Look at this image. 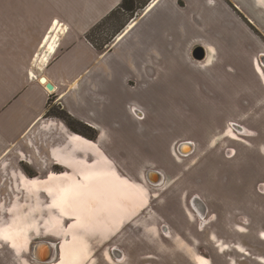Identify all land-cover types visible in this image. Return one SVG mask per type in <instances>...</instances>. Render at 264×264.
Segmentation results:
<instances>
[{
    "label": "crops",
    "instance_id": "0c3cea01",
    "mask_svg": "<svg viewBox=\"0 0 264 264\" xmlns=\"http://www.w3.org/2000/svg\"><path fill=\"white\" fill-rule=\"evenodd\" d=\"M121 2L0 0V264L43 257L28 249L25 231H5L29 223L42 229L58 212L49 195L67 190L78 179L76 172L90 175L92 166L85 163L121 165L125 178L142 184L114 177L120 192L102 195L107 209L95 226L89 216L84 221L88 229L103 227L102 239L145 205L150 171V178L160 181L154 186L162 188L197 154L202 158L196 187L210 193L211 203L198 195L203 201H195L194 209L205 214L209 205L217 208L220 193L264 196V0H150L109 49L99 51L87 35ZM196 48L205 51L204 60L192 57ZM53 106L92 129L95 139L47 116ZM179 117H197L196 131L182 132L175 122ZM230 123L238 125L229 133ZM240 130L245 139L232 140ZM243 206L258 214L246 221L247 228L234 226L238 230L225 251L208 258L190 253L183 260L262 264L257 259L264 257V201ZM164 233L172 236L169 229ZM37 242L54 245L59 257L63 243ZM75 243L60 247L58 264L80 260ZM141 243L151 242L130 238L113 255L128 264L132 245ZM232 254L253 262H236Z\"/></svg>",
    "mask_w": 264,
    "mask_h": 264
},
{
    "label": "rangeland",
    "instance_id": "374dc122",
    "mask_svg": "<svg viewBox=\"0 0 264 264\" xmlns=\"http://www.w3.org/2000/svg\"><path fill=\"white\" fill-rule=\"evenodd\" d=\"M112 25H114L113 22L95 30L92 34L93 40L100 44L103 39L109 38L113 31ZM133 111L134 109H132ZM160 118V121L163 122V117ZM175 122L179 124V128H182V132L188 134L196 131L195 125L200 123L197 117H187L186 120H181L179 117ZM236 125L238 124H229V133L234 131L233 128ZM244 135L236 132L232 140L243 141L245 139ZM259 138L260 136L257 137V139ZM211 149L212 147L209 150ZM201 158V154L195 155L184 170L182 168L173 180H166L167 183L162 188L150 184L145 185V188L143 187L145 192H142L145 205L133 218L126 217L122 226L107 229V238L102 239L98 236L99 234L100 236L105 234L103 227L98 226V224L96 227H92L99 222L97 216L107 209L106 204L102 201V195L111 198L115 193L120 192L121 184L119 181H115L114 177L129 180L131 184H142L135 179L125 178L121 165H108L103 161H98L95 164L85 163L92 166L90 175L86 173L81 176L76 172L78 179L74 180L67 190H58L54 195H49L51 199L56 198L53 201V208L57 209L58 212L54 213L49 221L47 219L42 223L40 226L43 227L42 229L35 223H29L24 227L16 225V227L7 229L5 232L11 230L12 234L18 233L19 235L21 231H25L24 234L27 240L34 243L37 241H50L54 244L59 243V245L60 242L63 243L59 246V257L55 247L57 259L52 258L48 264H58L61 260L60 247L64 244L67 245V242L72 243V240L76 241V250L80 253V260L71 261V264H86L90 260L91 264H115L117 262L121 264L120 259H116L113 253L118 251L130 238L136 239L137 242L150 241L151 243L132 245L133 250L130 254L132 263L128 260V264H191L192 261L188 259L184 261L183 259L190 253L196 254L197 252L208 258L212 253L225 251L226 246L230 244L228 242L234 240V230H238L237 227H234L235 225H242L247 228L246 221L252 220L254 222V215L258 213L246 212L243 204L246 201L255 199L264 201V196L250 197L244 195V197L220 193L216 195V200H219L217 208L214 209L209 205L207 213L203 214L202 211H197L194 209L193 203L203 201L198 195L207 198L208 203H211L210 193L207 190L205 192L198 191L196 187V163ZM64 181L62 179L61 183H64ZM106 214L111 222H114L111 217V210H107ZM46 215L48 214L45 213ZM262 215L264 217V213ZM86 216H89L90 221H92V226L90 225L89 229L84 225ZM59 223L63 227L59 228ZM165 228L172 232L171 237H167V234L164 233ZM72 229L75 231L74 236L70 234ZM240 230L244 232L243 229ZM90 236L91 238H86ZM160 236H163L161 239L164 240V243ZM212 236H215V239L213 237L214 240H210ZM235 237L237 238L238 235L236 234ZM196 238L199 240L198 243ZM222 240L225 243L221 242ZM237 242L242 243L240 240H237ZM83 246L86 247V251L83 250ZM11 247L13 248V245ZM84 252L86 260L83 256ZM239 252L247 255L241 249ZM108 254L111 255L112 260L109 258L110 256H107ZM23 256L25 257V255ZM231 256L234 257L236 262H253L248 259L243 260L240 255L235 256L232 254ZM203 257L195 259L196 264H208L207 259ZM28 259L30 264H36L35 261L30 259L29 255ZM257 260L259 263L264 264V257ZM1 262V264H19L16 259L12 258ZM87 264H90V262Z\"/></svg>",
    "mask_w": 264,
    "mask_h": 264
},
{
    "label": "trees",
    "instance_id": "16d2710c",
    "mask_svg": "<svg viewBox=\"0 0 264 264\" xmlns=\"http://www.w3.org/2000/svg\"><path fill=\"white\" fill-rule=\"evenodd\" d=\"M150 0H122L121 4L112 10L105 18H103L99 23H97L88 33L87 39L93 43V45L99 51H106L111 46L113 39L121 33L125 26L134 18L138 11H142L148 4ZM113 22L114 25L112 34L107 39H103L102 43L95 42L92 38V34L95 30L102 28L105 25ZM51 110L47 113V116H52L63 120L68 127L83 136L87 139L93 140L95 139V132L87 127L86 125L76 121L72 117H70L65 111L53 106L50 108Z\"/></svg>",
    "mask_w": 264,
    "mask_h": 264
},
{
    "label": "water",
    "instance_id": "95a60500",
    "mask_svg": "<svg viewBox=\"0 0 264 264\" xmlns=\"http://www.w3.org/2000/svg\"><path fill=\"white\" fill-rule=\"evenodd\" d=\"M192 57L197 60V61H202L205 59V51L202 49V48H196L193 53H192ZM40 82L41 83H45V87L46 89L49 91V92H52L53 91V86L50 84V83H46V80L44 79V77H41L40 78ZM183 145V144H182ZM181 146V145H179ZM181 148V147H180ZM180 151V149H179ZM181 153V151H180ZM184 154V153H183ZM151 174H154L153 172H149L148 175H147V180L150 184L152 185H158L159 184V180H154V179H151L150 178V175ZM156 174V173H155ZM37 246H45L47 248V258L45 260H42V259H36L32 256V258L34 259V261L38 262V263H41V264H47V263H50L51 262V258L54 257V245L50 244V243H46V242H37V243H33L30 248H31V252L32 250L37 247Z\"/></svg>",
    "mask_w": 264,
    "mask_h": 264
},
{
    "label": "flooded vegetation",
    "instance_id": "af4514ba",
    "mask_svg": "<svg viewBox=\"0 0 264 264\" xmlns=\"http://www.w3.org/2000/svg\"><path fill=\"white\" fill-rule=\"evenodd\" d=\"M258 72L261 73L260 70H258ZM238 133L241 134V133H243V132H242V130H240ZM243 134H244V133H243ZM196 210H197V209H196ZM197 211H198V210H197ZM199 211H200V210H199ZM28 244H29V245H28V249H29V248H30L29 246H31V244H30V242H29ZM28 249H27V250H28ZM29 250L31 251V248H30ZM32 252H34V253H35V252H36V253H39L41 256H43V257H41V259H46V258H47V255L45 254V252L42 253L40 249H36V250L34 249V250H32ZM52 258H54V257H52ZM119 258H120V257H119ZM54 259H55V258H54ZM54 259L52 260V262L54 261ZM47 264H48V263H47Z\"/></svg>",
    "mask_w": 264,
    "mask_h": 264
},
{
    "label": "bare ground",
    "instance_id": "6f19581e",
    "mask_svg": "<svg viewBox=\"0 0 264 264\" xmlns=\"http://www.w3.org/2000/svg\"><path fill=\"white\" fill-rule=\"evenodd\" d=\"M34 249H35V250H36V249H40V250L43 249V251H44L45 254L47 255V248H46L45 246H37V247H35ZM34 249H33V250H34ZM51 259H52V258H51ZM42 260H45V259H42Z\"/></svg>",
    "mask_w": 264,
    "mask_h": 264
},
{
    "label": "built area",
    "instance_id": "2783aa9c",
    "mask_svg": "<svg viewBox=\"0 0 264 264\" xmlns=\"http://www.w3.org/2000/svg\"><path fill=\"white\" fill-rule=\"evenodd\" d=\"M235 127V126H234Z\"/></svg>",
    "mask_w": 264,
    "mask_h": 264
}]
</instances>
